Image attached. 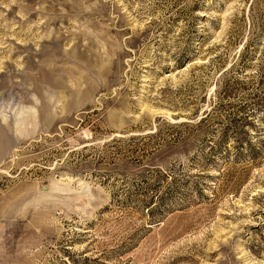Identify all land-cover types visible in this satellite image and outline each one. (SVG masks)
I'll list each match as a JSON object with an SVG mask.
<instances>
[{"label":"rangeland","instance_id":"374dc122","mask_svg":"<svg viewBox=\"0 0 264 264\" xmlns=\"http://www.w3.org/2000/svg\"><path fill=\"white\" fill-rule=\"evenodd\" d=\"M0 264H264V0H0Z\"/></svg>","mask_w":264,"mask_h":264}]
</instances>
